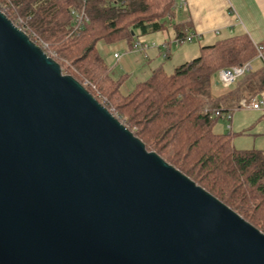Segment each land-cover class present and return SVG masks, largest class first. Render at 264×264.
Instances as JSON below:
<instances>
[{
	"label": "water",
	"instance_id": "obj_1",
	"mask_svg": "<svg viewBox=\"0 0 264 264\" xmlns=\"http://www.w3.org/2000/svg\"><path fill=\"white\" fill-rule=\"evenodd\" d=\"M0 264H264V232L0 9Z\"/></svg>",
	"mask_w": 264,
	"mask_h": 264
},
{
	"label": "trees",
	"instance_id": "obj_2",
	"mask_svg": "<svg viewBox=\"0 0 264 264\" xmlns=\"http://www.w3.org/2000/svg\"><path fill=\"white\" fill-rule=\"evenodd\" d=\"M84 8L88 20L73 30L72 9ZM0 9L18 26L19 19L46 51L141 139L147 149L189 176L264 232V151L233 146L231 135L216 133L214 109L232 111L240 99H251L264 88V65L245 72L233 86L214 88L219 69L253 59L264 42L247 33L233 34L200 46L197 57L174 67H158L124 93L126 75L113 78L97 50L98 41L125 40L174 30L184 42L192 30L189 18L178 19L176 0H0ZM34 34V35H32ZM32 35V36H31Z\"/></svg>",
	"mask_w": 264,
	"mask_h": 264
},
{
	"label": "crops",
	"instance_id": "obj_3",
	"mask_svg": "<svg viewBox=\"0 0 264 264\" xmlns=\"http://www.w3.org/2000/svg\"><path fill=\"white\" fill-rule=\"evenodd\" d=\"M179 1L176 0L178 19L189 18L192 24L189 33L202 40L204 45L215 42L217 35L224 38L239 33H247L254 43L264 42V0H185L184 7L179 5ZM253 59L254 62L258 61L253 69L263 65L260 59ZM215 82L217 84V80ZM132 88L133 86L130 89ZM225 88L221 86L214 90L221 91ZM242 99L244 98L240 101ZM218 120L222 129H225L223 131L231 135L234 147L264 151V111L238 106L232 110L230 121Z\"/></svg>",
	"mask_w": 264,
	"mask_h": 264
},
{
	"label": "rangeland",
	"instance_id": "obj_4",
	"mask_svg": "<svg viewBox=\"0 0 264 264\" xmlns=\"http://www.w3.org/2000/svg\"><path fill=\"white\" fill-rule=\"evenodd\" d=\"M219 36L222 35H217L216 39L221 38ZM135 42L140 43L142 46L129 48L125 40L114 42L98 41L96 44L98 52L110 67L112 77L117 78L126 75L121 84V90L124 93L128 92L136 82L148 78L151 70L159 66L165 72L171 73L175 66L197 57L200 52V46L204 45L202 40L194 36H192L191 40L176 43L174 30L170 25L162 31L139 35L135 37ZM115 53L119 54L118 59L113 56ZM164 54L166 57L163 56ZM257 62L251 59L252 69ZM109 110L116 114L113 107ZM212 130L227 133V131H223L225 129H222L219 120L214 122Z\"/></svg>",
	"mask_w": 264,
	"mask_h": 264
},
{
	"label": "built area",
	"instance_id": "obj_5",
	"mask_svg": "<svg viewBox=\"0 0 264 264\" xmlns=\"http://www.w3.org/2000/svg\"><path fill=\"white\" fill-rule=\"evenodd\" d=\"M179 2H180L179 5L181 7L185 6V0H180ZM71 14L73 16V19H72L73 30L74 31L80 30L83 27L84 23L88 20V16H87L84 8L82 7L80 9H72ZM18 22L21 26H18L17 24L16 25L27 33L26 26L23 23V21L21 19H19ZM32 35H34V34H32ZM29 37H30V35H29ZM191 39H192V35L189 34L186 37V40H191ZM33 41L37 45H39L47 55L50 56V54H49L50 52L46 51L47 44L43 40L36 37V39ZM175 42L178 43V40H175ZM141 46L142 45L138 42H135L132 44L133 48H139ZM261 48H262L261 46L257 47L258 53L255 56V58L260 59L264 65V57L261 53ZM164 56H165V54H164ZM114 57H116L118 59L119 54L115 53ZM250 70H252L251 60L246 61L241 65H235V66L221 68L216 73L217 84L222 86V87H228V86L232 85L238 77H240L245 72L250 71ZM239 106L244 107V108H251L254 110L264 111V89L261 90L257 95H255L254 97H252L249 100L242 99L240 101ZM211 116L217 117L219 119H223L226 121H230V119L232 117V111H223L221 109H214L211 113Z\"/></svg>",
	"mask_w": 264,
	"mask_h": 264
}]
</instances>
